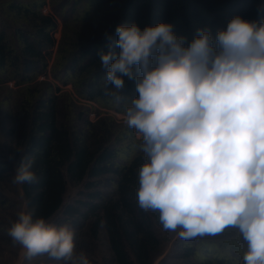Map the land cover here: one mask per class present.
Returning <instances> with one entry per match:
<instances>
[{
    "label": "clouds",
    "instance_id": "9594fccd",
    "mask_svg": "<svg viewBox=\"0 0 264 264\" xmlns=\"http://www.w3.org/2000/svg\"><path fill=\"white\" fill-rule=\"evenodd\" d=\"M115 33L119 51L105 33L109 51L100 52L103 91L120 100L124 77L136 83L125 122L147 161L139 207L158 211L163 228L180 229L185 240L234 227L246 244L244 264H264V19L235 16L215 37L198 29L187 46L170 23L120 24ZM33 163H20L15 183L37 181ZM8 234L29 260L89 264L67 225L21 211Z\"/></svg>",
    "mask_w": 264,
    "mask_h": 264
},
{
    "label": "trees",
    "instance_id": "16d2710c",
    "mask_svg": "<svg viewBox=\"0 0 264 264\" xmlns=\"http://www.w3.org/2000/svg\"><path fill=\"white\" fill-rule=\"evenodd\" d=\"M140 2L143 1L49 0L52 14H44L41 8L46 0H0V82L14 80L17 85H27L17 102L21 141L15 169L23 160L31 159L37 181L20 184L25 211L54 226L67 225L73 232L85 230L84 235L93 238L103 227L116 264H152L165 234L171 231L163 228L158 211H144L138 205L139 170L147 162L137 147L141 141L128 126L114 129L94 125L84 109L75 112V122L67 126L59 119L57 88L35 80L47 72L59 19L62 38L51 68L53 78L64 83L71 81L77 94L84 98L126 112L131 98L138 96L135 80L124 77L122 99L105 95L107 69L101 67L100 52L109 51L105 33L112 35V50L119 51L114 44L118 39L117 25L135 23L142 29ZM189 2L198 29L210 30L213 37L225 29L214 11ZM255 9H264V0H222L215 8L216 12L227 11L233 16L250 12V21L264 19V12L257 13ZM188 13L192 16L189 10ZM112 15L119 20L113 21ZM155 15L163 16L160 12ZM203 20L207 21L204 28ZM172 21L174 33L185 37L187 46L197 30L175 29L181 22L174 26ZM7 165L0 160V180ZM69 186L77 188L76 195L66 199ZM234 231L238 230L225 229L228 235L217 240L200 236L185 240L178 236L172 241V249L156 264H236L246 247L239 248L231 237L234 235H230ZM237 235L236 238L241 236ZM78 243L82 241L75 245ZM234 244L240 250L237 259L221 249L235 247Z\"/></svg>",
    "mask_w": 264,
    "mask_h": 264
},
{
    "label": "rangeland",
    "instance_id": "374dc122",
    "mask_svg": "<svg viewBox=\"0 0 264 264\" xmlns=\"http://www.w3.org/2000/svg\"><path fill=\"white\" fill-rule=\"evenodd\" d=\"M119 3L120 0H114ZM140 2V12L142 17V29L147 26H155L159 23H170L173 16L177 18L172 21L174 26L175 23L180 21L178 28H188L190 30H198V21L195 16L191 14L192 6L189 1H194L198 5L205 6L210 12L214 11L215 16L219 19V25L222 28L227 27L228 22L235 16H240L245 20H251L252 15L250 12H241L233 16L227 11L216 12L215 8L217 3L222 0H142ZM44 14H52L49 0L41 8ZM188 10L192 16L189 15ZM212 10V11H211ZM259 13V9H255ZM162 14L163 16L155 15L156 13ZM256 16V15H255ZM113 21L117 22L119 19L112 15L110 17ZM56 30L53 32L55 39L54 46L51 51V55L48 57L47 72L38 75L36 78L37 82H49L54 88H57L55 95L59 96L58 99V114L61 122H64L67 126L70 123L73 125L72 119L73 114L80 110L87 112V119L103 128H114L120 129L126 124L125 111L118 110L111 106L100 105L95 101H91L77 94L71 81L66 83L61 82L53 78L51 74L52 64L56 54V49L62 38V23L59 19H56ZM152 20V21H151ZM152 22V23H150ZM207 21L201 22V27ZM152 24V25H151ZM97 30H103L101 27H97L92 24ZM27 85H17L14 80H7L6 82H0V160L7 162V170L5 176L0 180V264H68L64 259L49 258L47 255L37 256L31 260L25 256L26 250L15 243L9 236L8 232L11 225L18 219V214L21 211H25V201L22 196L20 184L14 182L15 177V160L16 151L21 141V122H20V111L17 108V102L20 96L23 94V90ZM74 112V113H73ZM134 136L138 138L136 131L134 130ZM77 188L69 186L66 199L73 198L76 195ZM64 225H57V227ZM85 230H77L74 232V243L80 242L75 245L76 254L83 253L89 260V264H116L114 261L111 251L108 246L107 238L104 232V228L100 227L98 235L93 238L91 236L84 235ZM177 231H170L165 234L166 238L161 242L160 252L155 256L153 263L163 257L172 248V241L178 237ZM239 231H234L230 235H234L236 243L239 244V248H245L246 244L243 241L242 236L236 238ZM78 235V237H77ZM221 235V236H219ZM228 235V232H223L216 235H205L206 239L217 240ZM236 235V236H235ZM77 238H76V237ZM202 237V238H203ZM76 239V240H75ZM231 246H221L223 252H226L230 256H236L238 258V250ZM243 258H238L236 264H241Z\"/></svg>",
    "mask_w": 264,
    "mask_h": 264
}]
</instances>
